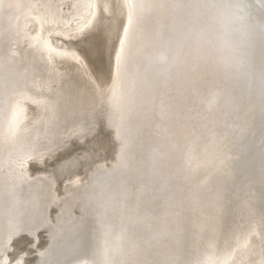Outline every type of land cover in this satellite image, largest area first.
Segmentation results:
<instances>
[{
  "label": "bare ground",
  "instance_id": "6f19581e",
  "mask_svg": "<svg viewBox=\"0 0 264 264\" xmlns=\"http://www.w3.org/2000/svg\"><path fill=\"white\" fill-rule=\"evenodd\" d=\"M96 1L0 0V240L78 188L74 159L28 165L82 120L60 64L93 44L116 149L61 200L54 264H264V0H126L101 44Z\"/></svg>",
  "mask_w": 264,
  "mask_h": 264
},
{
  "label": "rangeland",
  "instance_id": "374dc122",
  "mask_svg": "<svg viewBox=\"0 0 264 264\" xmlns=\"http://www.w3.org/2000/svg\"><path fill=\"white\" fill-rule=\"evenodd\" d=\"M125 2L126 0H103V2L102 0H97L96 1L97 4H95L97 7V8L95 7L96 8L95 11L96 10L97 11L95 12L93 21L91 23L85 24L84 19L75 20L74 23L70 24L69 28L76 27L79 23L85 24L86 29L88 28L89 31L86 30V34L84 35V37L90 36V38L93 39L95 38L94 39L95 42L98 39V41L101 44L103 42V39L107 35L106 32L108 31L107 28L111 25V22L117 19L115 30L118 33L117 36L119 38L121 34V29L124 26V22H125L124 20L125 17L123 15H120L119 12L120 9H122L123 12H125L122 7L124 6ZM66 4L63 7V11H64L63 13L65 15H71L73 13L71 1H68ZM262 6L261 8H264V4H262ZM82 39H83L82 37L78 38V42L80 41L81 43ZM91 47L94 48L95 45L90 44V46L88 47H83V50L79 52V56L78 58H76V60L75 59L71 61L67 60L61 62L60 64L61 74L64 75L65 73V76L61 75L62 80L60 83L65 85L68 82V80L73 79L75 87H77L76 91L72 94L73 99H75L74 97L76 96L75 102L72 99L73 102L72 105L74 106L76 105L77 109L79 111H82L84 114L82 120L79 122L80 124L78 123L76 126L74 124V121H76V115H73L72 117L68 118L70 120V121L68 120L69 121L68 123H70L69 125H73L71 126L72 129L75 128L74 131L70 130L69 128L66 134H61L58 137L56 142H54L53 145L50 147L51 149H48L45 153H43L44 155L41 158L30 161L28 165L29 167L28 169L31 176L36 177L38 175L43 174L44 172L49 174L52 170H54V168L57 167L59 163L65 161L66 159L69 158L74 159L78 167H76V169L73 168L72 172H77V170H79L80 172L82 170L80 182L77 185L78 188H71L69 185L66 184L65 185L58 184V186L56 185L54 187L55 188L54 190H55V194L57 193L56 194L57 201H59V203L56 201L48 209L49 222L43 224L41 227H37L36 229L34 228L32 229L28 226L27 227L24 226L22 229L11 233L8 239L2 241L0 240V264H6V263L16 264L19 261L18 257L19 258L22 257L21 264H37V263L54 264L56 260L53 259L54 258L58 259L57 258L58 255L64 253V252H59L58 248L55 249L56 248L55 245L57 243V238H56L57 236L54 235V229H55L54 221H56L55 217L57 216L62 206L61 200H63L69 195L67 193L68 191H71L73 193L78 191V189H81L82 187L88 185L91 179V175L94 171V167H97L99 164L103 162H110L115 153L116 142L114 140V136L112 135L113 131L111 128H108L106 125V119L103 110V101L109 88V84L107 82H104L103 84L104 81L103 71L106 68V64L104 66L105 63L104 61H102L101 64V59H100L101 65L98 63V59L95 55H93V50ZM84 51L90 52L91 60L89 57L85 56ZM67 62L69 63L67 64ZM90 62L92 64H90ZM101 91L102 94H100ZM73 118L74 120H72ZM77 126L80 127L78 128ZM89 167L91 169H89ZM48 184H49V180L44 176H40L38 185L36 188H34L35 189L34 191L43 192V190L45 191L47 189L46 187H49ZM87 233L88 232H86V234ZM33 235H37V237L36 236L33 237ZM46 250L49 251V253ZM70 256L72 257V255H68V258L66 259L71 260ZM49 257L54 262H52V260L49 259ZM66 259L63 260L66 261ZM13 260L15 261V263Z\"/></svg>",
  "mask_w": 264,
  "mask_h": 264
},
{
  "label": "water",
  "instance_id": "95a60500",
  "mask_svg": "<svg viewBox=\"0 0 264 264\" xmlns=\"http://www.w3.org/2000/svg\"><path fill=\"white\" fill-rule=\"evenodd\" d=\"M100 129H101V127H100ZM103 129V128H102Z\"/></svg>",
  "mask_w": 264,
  "mask_h": 264
}]
</instances>
